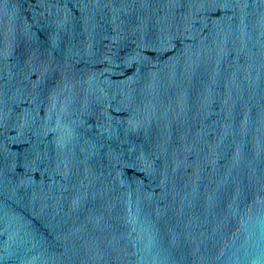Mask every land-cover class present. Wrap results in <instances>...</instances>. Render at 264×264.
Returning <instances> with one entry per match:
<instances>
[{
  "label": "water",
  "instance_id": "95a60500",
  "mask_svg": "<svg viewBox=\"0 0 264 264\" xmlns=\"http://www.w3.org/2000/svg\"><path fill=\"white\" fill-rule=\"evenodd\" d=\"M0 264H264V0H0Z\"/></svg>",
  "mask_w": 264,
  "mask_h": 264
}]
</instances>
